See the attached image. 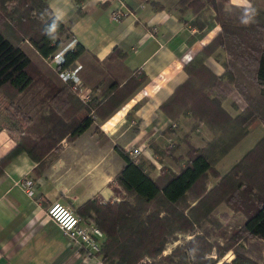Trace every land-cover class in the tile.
Masks as SVG:
<instances>
[{
  "label": "trees",
  "instance_id": "obj_1",
  "mask_svg": "<svg viewBox=\"0 0 264 264\" xmlns=\"http://www.w3.org/2000/svg\"><path fill=\"white\" fill-rule=\"evenodd\" d=\"M74 1L75 11L82 15L81 0ZM177 4L179 18L184 21L190 12L189 23L199 29L205 27V8L214 11L220 25L183 64L186 78L159 104L172 122L183 115L193 119L179 143H151L153 152L169 157L177 169L162 165L152 177L154 164L136 161L116 146L124 162L114 175L119 199L92 197L76 212L104 234L95 252L104 264H135L144 256L149 258L145 264H216L229 251L233 256L223 264H264V134L224 173L208 162L191 137L200 133L201 125L216 134L232 122L223 101L233 92L264 126V0H250L249 6L229 0ZM70 25L55 16L48 0H0V127H7L15 138L14 146L0 157V176L20 152L42 162L50 152L46 137L85 112L107 118L145 81L140 70L131 72L126 66V52L119 47L100 59L75 41L59 65H49L50 57L66 43ZM217 49L226 56L220 75L204 62ZM75 61L80 63L82 83L92 92L87 102L58 75ZM127 115L131 118L132 110ZM181 144L186 150L176 154ZM210 177L218 179L207 187ZM220 204L231 214L216 216ZM178 232L192 236L164 253Z\"/></svg>",
  "mask_w": 264,
  "mask_h": 264
},
{
  "label": "crops",
  "instance_id": "obj_2",
  "mask_svg": "<svg viewBox=\"0 0 264 264\" xmlns=\"http://www.w3.org/2000/svg\"><path fill=\"white\" fill-rule=\"evenodd\" d=\"M177 1L81 0L78 6L83 14L78 15L74 0H48L55 16L71 23L66 43L73 38L100 59L119 47L126 52V66L131 72L140 70L145 81L107 118L85 112L55 136L46 137L44 141L50 152L42 162H34L25 152H20L5 166L0 176V264H104L101 255L79 247L45 211L50 204L59 202L77 214V208L89 198L119 199L113 190V186L119 187L114 175L124 162L116 146L125 150L139 148V158L154 164L156 176L162 165H158L159 156L153 152L151 143L159 147L179 143L189 130L193 119L183 115L178 122H172L159 104L186 78L183 64L220 30V25L214 20L211 8L203 10V29L189 23L190 12L181 20ZM229 3L249 6L250 0H229ZM115 9L121 11L117 20L111 17ZM225 58L224 51L217 49L204 62L220 75ZM236 95L239 96L233 92L223 101L229 113L226 104L240 106ZM135 104L138 105L132 109ZM131 110L129 118L127 113ZM233 123L234 118L227 128ZM200 132L203 136L209 133L204 125L200 126ZM223 135L224 131L215 137L218 143L210 139L204 146L198 145L220 173L233 165L219 169L220 162L230 153L226 148L230 143ZM104 137L109 140L105 141ZM14 144L13 133L5 126L0 127V157ZM57 145L59 149L55 148ZM214 145L215 154L211 153ZM24 177L31 180L30 193L18 184ZM216 181L210 178L207 186ZM220 207L222 212L228 211L223 204ZM103 238H97L99 244ZM173 244L166 246L164 253L176 241Z\"/></svg>",
  "mask_w": 264,
  "mask_h": 264
},
{
  "label": "built area",
  "instance_id": "obj_3",
  "mask_svg": "<svg viewBox=\"0 0 264 264\" xmlns=\"http://www.w3.org/2000/svg\"><path fill=\"white\" fill-rule=\"evenodd\" d=\"M120 16L121 11L119 9H115L111 13V17L114 20L119 19ZM74 42L75 39L72 38L50 57L49 61L52 67L59 65L63 61V52L72 47ZM79 69L80 63L75 61L68 67L59 70L58 75L63 81L71 82L77 96L81 99V101L87 102L90 100L92 92L89 86L82 83L78 75ZM169 145L170 144H168V146ZM128 152L136 161L139 159V148L133 147L129 149ZM18 184L22 185L29 193L32 192L31 180L29 178L24 177L18 182ZM45 213L47 217L52 219L61 228L63 233L79 247L85 249L86 251L94 252L99 249L100 244L98 243L97 238L103 237L104 234L90 219L79 216L72 209L59 202L50 204L46 208ZM148 259V257L144 256L135 264H145Z\"/></svg>",
  "mask_w": 264,
  "mask_h": 264
},
{
  "label": "rangeland",
  "instance_id": "obj_4",
  "mask_svg": "<svg viewBox=\"0 0 264 264\" xmlns=\"http://www.w3.org/2000/svg\"><path fill=\"white\" fill-rule=\"evenodd\" d=\"M48 63L50 64V61H48ZM236 97L238 99L237 103L240 105L239 107L237 105L234 107V106H229L228 104H226V106L228 107L230 113L232 114V116L234 118L233 125H231L228 128L226 126L225 128H223L221 131L217 132L216 134H213L211 132V130H209V128L206 126H205V128L209 131L210 134L206 133L203 136V133H201V132L199 134L191 133V137L193 135H195L193 142L197 145L204 146V144L210 139H214L215 143L216 142L218 143V140L215 137L217 135H219L220 132L224 131L223 139H225V141L227 143H230V145L226 147L227 150L229 149L228 151L230 153L228 154V156L226 155L227 157L224 160H222V162H220L219 169H221V170H226L232 164H234L247 151V149L249 150L254 145L253 143L255 142V140L258 137H260L264 132V127L262 126V123L259 121L257 116L253 112H249L251 109L249 107L246 108V105H245L244 101L241 99V97H239L237 95H236ZM211 148H212L211 153L215 154L217 147H215V145H214ZM185 150H186V147L184 144H182V149H178L176 154H183L185 152ZM216 156H219V154ZM214 157H215V155L213 156V158ZM156 160H157L158 165L160 164V165L170 166L173 169H177L176 165L167 156H162V157L159 156L156 158ZM213 167H215V166H213ZM216 169H218V168H216ZM155 173H156L155 169H150V174H152L154 176ZM210 178H213V177H210ZM213 179H218V178H213ZM223 207H225L228 211L222 212L221 209H223V208L217 207L218 209L215 210L214 214L216 216H220L221 213H228L230 215L231 214L230 209L225 204H223ZM233 220H236V222H237L239 219H236V217H234ZM191 236H192L191 233L178 232L177 238H176L177 240H174V241H176V244L181 243L184 240L189 239ZM217 239H219V238L217 237ZM173 245H174L173 241H170L168 243V245H166V246L171 247ZM232 256H233V254L231 253V251H229L216 264H223L224 262L229 261L232 258Z\"/></svg>",
  "mask_w": 264,
  "mask_h": 264
}]
</instances>
